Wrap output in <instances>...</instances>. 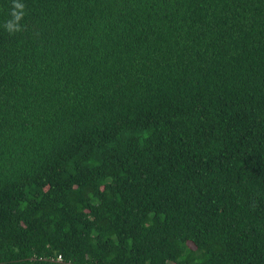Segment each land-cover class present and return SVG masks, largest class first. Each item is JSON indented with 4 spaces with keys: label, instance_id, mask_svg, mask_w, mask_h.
Segmentation results:
<instances>
[{
    "label": "trees",
    "instance_id": "trees-1",
    "mask_svg": "<svg viewBox=\"0 0 264 264\" xmlns=\"http://www.w3.org/2000/svg\"><path fill=\"white\" fill-rule=\"evenodd\" d=\"M0 264H264V0H0Z\"/></svg>",
    "mask_w": 264,
    "mask_h": 264
},
{
    "label": "clouds",
    "instance_id": "clouds-1",
    "mask_svg": "<svg viewBox=\"0 0 264 264\" xmlns=\"http://www.w3.org/2000/svg\"><path fill=\"white\" fill-rule=\"evenodd\" d=\"M15 6H16L17 9H23V4H21V3H16ZM22 15H23V12L22 11L19 12V13H14L15 20L19 21ZM7 27H8V29L10 31L13 30V28H14L12 22H9L8 25H7ZM15 27L18 29L19 28V25H16Z\"/></svg>",
    "mask_w": 264,
    "mask_h": 264
}]
</instances>
